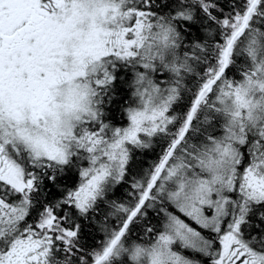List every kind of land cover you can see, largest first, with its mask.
<instances>
[{
	"label": "snow or ice",
	"instance_id": "obj_1",
	"mask_svg": "<svg viewBox=\"0 0 264 264\" xmlns=\"http://www.w3.org/2000/svg\"><path fill=\"white\" fill-rule=\"evenodd\" d=\"M0 264H264V0H0Z\"/></svg>",
	"mask_w": 264,
	"mask_h": 264
}]
</instances>
